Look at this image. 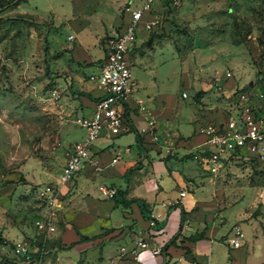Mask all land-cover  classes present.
<instances>
[{
    "label": "rangeland",
    "instance_id": "rangeland-1",
    "mask_svg": "<svg viewBox=\"0 0 264 264\" xmlns=\"http://www.w3.org/2000/svg\"><path fill=\"white\" fill-rule=\"evenodd\" d=\"M127 1L0 0V264L23 262L12 248L19 239H34L33 246L44 242L37 264H65L72 257L74 264H93L101 245H117L110 235L122 229L130 205L120 178L109 182L102 177L105 166L96 164L63 181L70 147L84 135L63 47L72 44L66 36L81 20L86 24L81 36L90 46ZM153 13L156 26L152 31L139 26L129 52L130 83L157 121L155 144L168 134L172 141L159 148L162 158L141 150L146 158L141 191L158 183L165 189L183 185L189 201L207 200L214 208L218 237L237 226L244 245L253 238L264 242V162L233 157L208 172L192 160L191 151L179 148L200 127L226 118L237 90L262 94L256 107L264 117V0H158ZM143 18L152 19L147 13ZM89 71L82 69L84 75ZM158 98L165 101H159L164 118H158ZM135 117L145 123L143 114ZM132 136L114 142L123 146ZM136 153L132 143L130 155L123 154L112 169ZM100 186L115 195L103 197ZM38 219L51 220L55 230L37 235ZM77 233L90 239L79 240ZM82 242L89 247L77 253L74 247Z\"/></svg>",
    "mask_w": 264,
    "mask_h": 264
},
{
    "label": "crops",
    "instance_id": "crops-1",
    "mask_svg": "<svg viewBox=\"0 0 264 264\" xmlns=\"http://www.w3.org/2000/svg\"><path fill=\"white\" fill-rule=\"evenodd\" d=\"M85 25L82 20L77 23L74 31L69 32L66 36V39L72 42V44L63 47L65 53L69 56V63L65 67L67 70V80H70L75 85L76 92L79 94L73 103H81L78 116H89L93 111L94 102L100 92L88 80V76L97 72L101 64L103 58V38L117 32L122 25L120 10L118 16L116 15L115 21L111 18L109 23L110 28L106 29L103 35L98 40L96 38L95 42L90 46L84 42V38L81 36ZM69 36H72V39H69ZM91 46L94 48H91ZM84 67H88L90 70L88 75H84L82 72ZM138 100L144 101L132 90L128 102L131 112L129 115V130L116 136H102L98 138L93 144V153L95 154L97 164L105 166L102 171L104 176L102 177L110 180L109 182H113L111 180L114 178H120V184L125 189V200L127 202H130L131 199L144 200L147 204L146 211L142 212L136 202H130V205L125 208L124 217L120 222L122 229L110 235L109 242H117V245L109 247L108 242L105 245H101L99 250L100 259L93 264H263L264 242L262 239L253 238L247 245H244L245 240H243L242 245L236 248L230 246L227 242L230 228L226 233L218 237L216 233H218L219 229L215 222L217 213L214 208L207 200L200 201L193 198L192 201H189L187 199V191L183 185L165 189L158 183L150 191H141V187L145 181L142 170L145 164L144 160L146 159L142 157L141 150H148V152L149 150H154L162 158L159 148L165 146L163 143H171L172 140H169L170 136L168 134V138L156 145L155 142L153 144L148 134L140 132L142 128H145V123H138L135 120L136 115H141L136 110ZM159 101H165L163 98H158L157 100L158 106H161L158 118H164V105ZM194 131L186 134H191ZM198 131L199 129L186 141H180L181 145L179 148L182 149L184 147L190 152L195 146L201 144L203 137ZM127 133H132L133 135L130 140L123 146L116 145L114 140ZM132 143L137 148L136 155L133 156L129 163L122 165L120 169H112L122 159L123 154L130 155ZM127 148L128 150H126ZM117 151L121 157L115 164L110 165V160ZM174 162L180 163L175 160ZM137 163H141L140 168L132 172L124 180L123 176L126 170L133 168ZM93 166L86 163L81 169ZM181 188L186 191L183 197H179V190ZM152 216L158 218V225L156 228L150 229L148 228V220ZM138 234H141L150 244L156 243L161 245L163 253L154 256L148 250H140L135 258L129 253L121 257L119 255V248L124 246L127 251L131 250L133 239ZM175 236L176 238L174 239ZM190 237H196L197 239L191 241ZM73 241L78 242L75 238H73ZM85 243L76 244L74 250L77 253L86 250L89 246H86ZM186 249L190 251V254L185 253ZM62 257V259L65 258L64 256ZM191 257L194 258V261L191 260ZM74 261V257H72L66 259L65 264H74Z\"/></svg>",
    "mask_w": 264,
    "mask_h": 264
},
{
    "label": "built area",
    "instance_id": "built-area-1",
    "mask_svg": "<svg viewBox=\"0 0 264 264\" xmlns=\"http://www.w3.org/2000/svg\"><path fill=\"white\" fill-rule=\"evenodd\" d=\"M128 0L120 8L122 25L112 35L106 36L103 46V58L97 72L88 76L99 90L91 115L78 116L77 124L83 128L82 139L74 142L69 150L68 158L62 169L63 181L71 180L83 165H96L97 160L93 153L94 142L102 137L119 135L129 130L130 108L128 105L132 93L130 78L129 52L135 46L137 29L141 26L146 31H152L156 26L158 17L153 13L154 5L158 0ZM150 14L152 19L143 18ZM72 39V36L68 37ZM57 91L51 92L52 97L57 96ZM186 97V94H183ZM263 99L262 94L251 93L247 90H237L231 100L232 111L221 121L206 124L199 128L198 133L203 137V142L191 151L192 160L208 172H214L227 160L233 157L264 162V117L256 107V100ZM137 112L145 116V128L140 132L148 134L152 141L157 142V125L151 109L142 100L137 101ZM128 150V148L126 149ZM121 155L117 151L110 160V165L115 164ZM99 193L106 198H112L115 190L105 186L99 187ZM40 195H46L41 190ZM184 189L179 190V197L185 196ZM158 218L152 216L148 220V228H156ZM37 235L51 233L55 230L51 220L38 219L35 221ZM244 238L239 227L234 226L229 233L227 242L232 247H240ZM33 240L19 239L13 243V252L23 262L34 259L33 255L42 257V248L32 245ZM44 242H41L43 244ZM140 250H148L152 255L163 253L159 244H150L141 234L133 239V247L127 251L124 246L119 248V255L124 257L130 254L136 257ZM35 260V259H34Z\"/></svg>",
    "mask_w": 264,
    "mask_h": 264
},
{
    "label": "trees",
    "instance_id": "trees-1",
    "mask_svg": "<svg viewBox=\"0 0 264 264\" xmlns=\"http://www.w3.org/2000/svg\"><path fill=\"white\" fill-rule=\"evenodd\" d=\"M241 90H244V89H241ZM139 167V163H137L136 164V166H134L133 168H129L128 170H126V172L124 173V176L126 175V173L127 172H129V171H131V170H134V169H137ZM123 190H121V189H117L116 190V192L119 194V193H121ZM130 202H136L138 205H139V207H140V209H141V211L142 212H145L146 211V203H145V201L144 200H141V199H131L130 200ZM126 203V202H125ZM77 235L79 236V240H89L90 238H88L87 236H83V235H80L79 233H77ZM177 236V235H176ZM176 236L174 237V239L176 238ZM173 239V240H174ZM197 238L196 237H190V240L191 241H194V240H196ZM78 240V241H79ZM172 240V241H173ZM38 245L41 247V242H39L38 243ZM12 246H13V244H12ZM186 254H190V251L188 250V249H186V252H185ZM33 257H34V259H35V263L34 264H37V263H39V260L42 258H40L39 259V256H38V254H34L33 255ZM191 260L192 261H194V258L193 257H191ZM22 264V263H21Z\"/></svg>",
    "mask_w": 264,
    "mask_h": 264
},
{
    "label": "water",
    "instance_id": "water-1",
    "mask_svg": "<svg viewBox=\"0 0 264 264\" xmlns=\"http://www.w3.org/2000/svg\"><path fill=\"white\" fill-rule=\"evenodd\" d=\"M150 42H151V39H148L147 44H150ZM196 95L198 96L199 95V92H197ZM34 263H35V260L34 259H32V260H30L28 262H22V264H34Z\"/></svg>",
    "mask_w": 264,
    "mask_h": 264
}]
</instances>
